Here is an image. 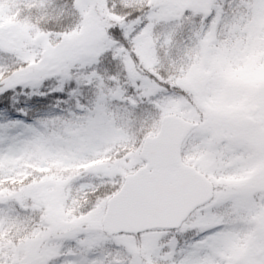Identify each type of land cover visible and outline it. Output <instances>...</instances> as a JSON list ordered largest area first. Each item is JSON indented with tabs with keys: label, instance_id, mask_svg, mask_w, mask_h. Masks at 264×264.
<instances>
[{
	"label": "snow or ice",
	"instance_id": "6c2138e0",
	"mask_svg": "<svg viewBox=\"0 0 264 264\" xmlns=\"http://www.w3.org/2000/svg\"><path fill=\"white\" fill-rule=\"evenodd\" d=\"M0 264H264V0H0Z\"/></svg>",
	"mask_w": 264,
	"mask_h": 264
}]
</instances>
